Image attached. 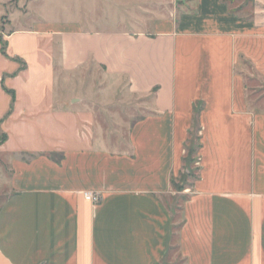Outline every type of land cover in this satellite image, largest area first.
I'll return each instance as SVG.
<instances>
[{"label":"crops","instance_id":"obj_1","mask_svg":"<svg viewBox=\"0 0 264 264\" xmlns=\"http://www.w3.org/2000/svg\"><path fill=\"white\" fill-rule=\"evenodd\" d=\"M258 1L243 18L225 0H149L148 24L108 29L0 0V264H264ZM94 68L142 111L126 137L99 128Z\"/></svg>","mask_w":264,"mask_h":264},{"label":"rangeland","instance_id":"obj_2","mask_svg":"<svg viewBox=\"0 0 264 264\" xmlns=\"http://www.w3.org/2000/svg\"><path fill=\"white\" fill-rule=\"evenodd\" d=\"M140 5L130 6L135 1L131 0H36L35 7L46 11V14L56 19H80L88 28H135V20H144L148 24L147 4L149 0H138ZM177 4L183 6L179 7L182 10H194L195 4H185L184 0H177ZM231 10L243 18H252L255 14L256 7L262 3L258 0H225ZM132 2V3H131ZM172 5V4H171ZM262 6V5H261ZM148 3V8H149ZM264 7V5H263ZM183 8V9H182ZM135 22V23H134ZM249 69L253 72L251 65ZM254 73V72H253ZM254 78V77H253ZM251 85H257L259 80L254 79ZM111 78L104 77L102 69L94 68L84 78L86 88L83 89L86 96L91 97L90 106L96 114V121L105 133L121 132L123 137H126L129 127L133 121L138 119L142 111L137 110L135 105L129 102L118 100L117 96H125V87L120 84L116 90L107 89ZM102 82V84H101ZM105 83V87L104 86ZM103 87V88H102ZM105 90V91H104ZM84 94V95H85ZM101 96H106L112 101L109 104L102 105L100 101ZM1 137V136H0ZM126 141H123L125 143ZM120 141L116 137L111 139V145L117 149ZM192 154L187 158L185 169L174 179L175 189L183 191L188 189L198 173V129L195 128L192 134ZM125 146V145H124ZM58 158V156L56 157Z\"/></svg>","mask_w":264,"mask_h":264},{"label":"built area","instance_id":"obj_3","mask_svg":"<svg viewBox=\"0 0 264 264\" xmlns=\"http://www.w3.org/2000/svg\"><path fill=\"white\" fill-rule=\"evenodd\" d=\"M85 198L92 202H98L100 199V196L94 192H85Z\"/></svg>","mask_w":264,"mask_h":264},{"label":"trees","instance_id":"obj_4","mask_svg":"<svg viewBox=\"0 0 264 264\" xmlns=\"http://www.w3.org/2000/svg\"><path fill=\"white\" fill-rule=\"evenodd\" d=\"M4 49H5V45L3 44V50ZM0 136H1L0 137V144H1L6 140L7 135L5 133L1 132V130H0ZM57 156H58V158H56ZM51 157L56 161H60V159H61V156H59L57 154H53V155H51Z\"/></svg>","mask_w":264,"mask_h":264}]
</instances>
